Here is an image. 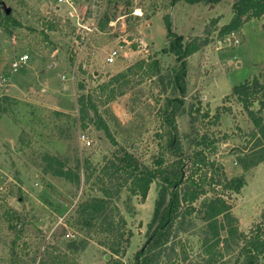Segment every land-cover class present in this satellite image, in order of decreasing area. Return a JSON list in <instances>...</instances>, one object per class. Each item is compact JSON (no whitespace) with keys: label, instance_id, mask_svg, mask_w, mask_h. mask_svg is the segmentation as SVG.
Returning a JSON list of instances; mask_svg holds the SVG:
<instances>
[{"label":"rangeland","instance_id":"374dc122","mask_svg":"<svg viewBox=\"0 0 264 264\" xmlns=\"http://www.w3.org/2000/svg\"><path fill=\"white\" fill-rule=\"evenodd\" d=\"M233 1L0 0V14L5 11L21 24L8 25L7 31L0 24V264H135L141 248L154 255L152 264H206L203 222L196 215L181 219L165 244H147L163 188L157 180L144 201L126 188L110 199L111 216L118 217L116 208L131 234L123 253L114 255L98 244L105 234L89 226L95 218L77 223L78 204L103 197L98 171L117 147L92 123L82 128L80 95L91 96L118 146L146 165L159 153L160 108L166 97H179L175 124L183 149L189 150L186 137L194 129L212 134L217 142L205 151L207 157L221 165L226 180L242 182L238 192H224L239 230L248 233L261 222L264 139L236 99L224 97L245 79L264 81V16L234 33L237 45L219 43L223 37L218 31L231 19ZM164 15L183 46L201 42L186 57L179 84L174 80L180 61L169 51ZM113 49L119 56L109 63ZM21 54L29 58L14 71L11 62ZM149 62L153 76L146 70ZM129 66L124 94L107 101L109 88L101 85ZM198 103L201 113L208 109L212 115L223 104L231 111L223 113L216 126L190 111ZM258 107L256 101L252 108ZM44 154L56 155L78 170L81 183L43 173ZM85 160L96 167L88 180ZM18 221L17 229L9 228ZM218 249L222 255L215 264H248L241 243L222 240ZM260 263L264 257L254 264Z\"/></svg>","mask_w":264,"mask_h":264},{"label":"trees","instance_id":"16d2710c","mask_svg":"<svg viewBox=\"0 0 264 264\" xmlns=\"http://www.w3.org/2000/svg\"><path fill=\"white\" fill-rule=\"evenodd\" d=\"M177 2L179 0H170ZM189 4L196 3H217L221 0H184ZM264 16V0H234L232 3V17L223 24L218 31L220 37L226 34L239 32L242 26L251 19ZM0 24L7 31L8 25L21 26L11 14H0ZM166 36L169 39V51L176 55L180 61L179 71L176 73L175 82H180L184 74L186 57L201 47V42L194 40L183 46L182 37L172 32L170 21L167 15L163 16ZM53 29L52 25L49 26ZM264 31V25L262 26ZM144 61L139 63L142 67ZM147 65V72L150 76L155 73L151 62ZM132 67L129 66L124 71L118 72L109 77L108 81L101 85V88H109L107 101H112L116 96L124 94L123 85L129 82V75ZM124 82V83H122ZM115 84H119L118 86ZM80 89L83 85L80 84ZM178 87H180L178 85ZM184 91L183 87H180ZM234 97L246 112L253 126L264 139V81L253 76L243 80L231 88L230 94L224 99ZM259 102L257 110L252 108L255 102ZM182 101L179 97H166L165 103L160 108L159 114L162 118V127L157 134L160 139L159 153L153 164L146 165L133 153L128 152L123 147H119L117 141L112 136L109 126L98 113L97 106L93 103L90 95H80L77 99L79 122L82 128L88 122L104 131L116 149L104 157V162L98 173L99 182L102 183L100 192L103 197L87 199L75 209V220L81 224V218L96 219L89 226H96L98 231L105 234V238L98 241L99 245L107 248L112 254L119 255L125 250V245L129 242L131 234L125 229V220L119 216H111L109 206L113 195L118 194L122 188H126L132 195L140 197L141 201L147 198L151 184L159 181L163 188L159 200L156 203L153 224L147 244L155 247L165 244L170 236V232L180 224L181 219L187 216L196 215L203 222L202 247L207 255L206 264H215L222 255L218 249L222 240L230 243H241V252L248 264H254L264 257V212L261 222L252 227L248 233L239 230L238 220L231 211L224 192H238L242 182L238 179L226 180L224 170L221 165L207 157L205 151L210 149L217 139L206 129L200 131L194 129L193 135H187L186 143L189 150L183 149L182 139L178 135L176 118ZM193 114H199L202 119H208L209 123L219 125L220 117L223 113H230L231 109L226 105H219L211 115L210 111H202L201 103L197 106H190ZM207 124V123H206ZM226 137V136H225ZM173 159H171L170 157ZM42 171L56 177L64 178L74 185L81 183V175L78 170H74L67 165V162L52 154L42 156ZM84 170L87 172L88 180L96 169L85 160ZM99 183V184H100ZM109 183V185H108ZM199 206L195 203L207 196ZM77 215V217H76ZM20 222L9 224V228L17 229ZM152 226V225H151ZM226 233V237L222 233ZM147 250V249H146ZM153 254L147 255L145 249L138 250L135 255V264H152ZM109 261V259H108Z\"/></svg>","mask_w":264,"mask_h":264},{"label":"built area","instance_id":"2783aa9c","mask_svg":"<svg viewBox=\"0 0 264 264\" xmlns=\"http://www.w3.org/2000/svg\"><path fill=\"white\" fill-rule=\"evenodd\" d=\"M219 43H224V45H231V43L237 45L239 43V40L235 37L234 33H231V34H226L225 36H223V38L221 39ZM118 56H119V51L117 49H113L110 52L107 58V61L109 63H112ZM28 58H29L28 54H21L18 59H15L11 62L12 69L14 71H17L22 65L26 64Z\"/></svg>","mask_w":264,"mask_h":264}]
</instances>
